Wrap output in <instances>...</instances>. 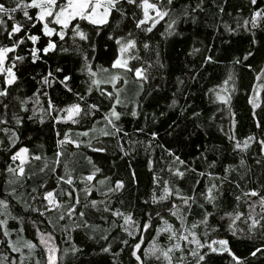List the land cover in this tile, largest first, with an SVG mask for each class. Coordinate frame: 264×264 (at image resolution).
Returning a JSON list of instances; mask_svg holds the SVG:
<instances>
[{"label":"trees","instance_id":"trees-1","mask_svg":"<svg viewBox=\"0 0 264 264\" xmlns=\"http://www.w3.org/2000/svg\"><path fill=\"white\" fill-rule=\"evenodd\" d=\"M198 3L200 0H175V10L171 17L166 19L181 17L182 22L179 23L177 32L167 38L162 37L160 33L164 32L165 22L161 21L154 33L150 34L152 50L141 49L140 56L143 61L154 62L155 50L158 49L160 63L164 67L161 69L154 64L149 69V80L139 95V86L129 75V83L121 93L129 109L117 107V111L124 113L115 121L121 129L120 132L115 133L110 125H106L104 114L108 112L110 104L100 97L98 92L93 91L87 96L86 102H80L61 85L54 84L50 88L42 89L47 91L48 96H40L39 105H35V119H25L23 125L17 129L21 144L29 147L30 153L41 156V159L30 160L25 166L24 177L16 179L5 171L9 162L8 153L0 151V199H4L6 192H11L14 188L20 201L18 203L17 200L7 197L10 204L8 211L11 213L7 227L12 232L14 241L23 244L25 240H31L37 245L30 254L27 248L23 249L26 253L24 264H36L37 260L40 264H45L46 261L45 251L39 243L32 221L37 222L42 232H50L55 237V243L60 249L58 264H113L114 259L119 261V264H128L127 248H124L123 252L120 251L123 245L113 243L111 252L101 251L113 241V237L122 233L119 227L112 225L115 218L103 212L105 204L99 202L105 201L110 208L132 212L137 220H143L149 211L168 206V202L164 205L150 203L151 195H159L165 187V182L173 192L179 189L184 196H195L196 202L190 201V207L176 200L175 195L169 198L179 204V211L185 216L187 225L202 220L205 212L211 213L208 216L207 237L203 235V226L197 230L202 242L216 237L227 239L232 252L246 259V264H264V253H258L256 257L249 255L255 247L261 246V239L264 237L260 235L259 227L255 234L249 233L248 224L244 223L250 211L245 201L257 202L252 214L256 219H260L262 212L258 200L259 196H264V153L260 151L259 145V141L264 139V87L260 94V107L254 109L252 102H249L252 101L258 83L257 76L264 74L261 71L264 69V25L254 30V36L252 32L242 28L235 32L226 31V25L236 28L238 18L249 16L248 0H204L201 8L193 12L192 9L196 8ZM125 7L129 19L121 25L120 34L128 32L132 27L131 9ZM220 7H223V12H220ZM258 7H264V0H258ZM184 12H187L186 16L182 15ZM253 39L255 44L252 43ZM248 51L253 55L244 60ZM20 54L24 55L25 52L21 51ZM111 56V47L108 50L100 47L96 65L107 67ZM209 56L211 60L206 62V57ZM237 59L240 63H235ZM49 65L53 71L57 67L64 69L63 73L57 75L60 78L63 75H71L73 92L85 94L87 77L80 73V59L74 53L50 54L47 64L37 62L33 65L26 62L18 66L19 79L17 84L10 88L9 96L0 97L2 104L9 105V120L12 113L18 111L16 97H31L35 100L33 93L41 87L40 75L48 71ZM226 80L227 85L224 84ZM224 85L229 86L227 104L215 96L216 91ZM49 97L56 108L81 103L83 111L75 118L77 122H56L47 112L41 113V108L47 109ZM173 99L177 104L169 107ZM135 102L139 104L138 116L132 117L130 109ZM92 103L97 104L99 110L92 115H85L88 104ZM2 104L0 116L4 115ZM27 107V115L30 116L33 102L30 101ZM193 113L199 115L194 117ZM41 115L43 124L39 122ZM52 115L56 113L53 112ZM60 115L65 116L66 113ZM9 127L15 125L10 123ZM85 131L88 132L87 136L78 135ZM103 131L114 134L105 136ZM65 132H68L70 139L79 143L80 147L68 143L58 149L56 141L64 139ZM153 132L156 133L155 138L152 137ZM229 136H234L235 140H230ZM248 137L254 139L249 142L246 150H234L236 140L243 143ZM0 140L4 142L0 147L7 149L8 140L3 132H0ZM100 146L107 150L93 151V147ZM58 150L62 155L56 165L53 161ZM176 157H179V160ZM241 159L245 161L243 167L240 166ZM213 164V167H209ZM228 166H234L236 171L228 173L227 179H223L224 170ZM95 168L101 171L95 173L94 180L81 182L82 178L93 173ZM177 170L183 172V176L175 175ZM200 173L204 175L201 176ZM66 174L73 177L74 186L80 190L75 194L79 196L80 203L76 205V212L71 217L67 215L66 208L74 201L60 195L61 190L67 191L69 186L61 182L57 187L58 177H66ZM105 177V183L100 184L99 181ZM118 180L124 184L122 189L114 193L109 192L107 196L102 195L114 187ZM87 183H91L93 188L91 195L86 197L83 189ZM212 184L220 186L218 191L214 190L217 196L215 207L205 202L201 195ZM237 184L240 187H237ZM33 188L38 190L37 193L32 192ZM46 190H55L56 199L65 205L57 211L45 213V217L51 219L52 224L36 212L25 211L23 206L26 203L43 211L46 202L42 200V196ZM249 190H256L259 196L244 197L243 193ZM33 195L37 197L35 201L32 200ZM237 196L241 197L240 201L236 200ZM93 199L98 201L95 209L90 206ZM145 201L149 203L146 204ZM81 211L85 212L83 218L79 216ZM236 211L245 214L237 221L243 229L238 237L232 236L229 231L231 221L225 215ZM61 214L65 215L64 220H58ZM12 217L23 218L22 233L17 231L21 224ZM85 221L89 227L83 226ZM153 222L156 223L155 216ZM170 222L179 227V221L175 217H172ZM76 225L81 227L75 228ZM64 229L68 231L65 232ZM104 235H107V240L101 238ZM152 235H155L154 231L146 234L143 247H148ZM159 243L165 244L166 237L161 236ZM73 245L78 249L75 253L71 251ZM182 246L187 248L183 242ZM65 249L68 251L65 252ZM0 252H6L3 244H0ZM114 252H120L119 257H114ZM180 255L179 252L174 253L173 264H177L176 258ZM146 264H163V261L151 258L146 260ZM183 264H195V258L186 252ZM203 264H231V257L226 253H209Z\"/></svg>","mask_w":264,"mask_h":264},{"label":"snow or ice","instance_id":"snow-or-ice-1","mask_svg":"<svg viewBox=\"0 0 264 264\" xmlns=\"http://www.w3.org/2000/svg\"><path fill=\"white\" fill-rule=\"evenodd\" d=\"M175 0H0V97L7 98L10 94V88L18 82L17 72L19 71V65H23L26 62H30L35 65L37 62L42 64L48 63L50 54L60 53H74L80 59V73L87 77L85 83L87 89L84 95L79 92H73V88L70 84L72 80L71 75H63L60 78L57 74L63 73L64 69L57 67L53 71L51 66H48V71L40 75L39 84L40 88H37L33 93L35 100L31 97L19 98L18 111L13 112L11 120L7 118V112L9 110L8 104H2L4 115L0 116V132H3L7 136L8 147L4 149L0 147V151H6L8 153L9 162L5 169L6 172L12 174L16 179L24 177L25 166L30 160H40L41 156L33 155L30 153V149L24 146L20 142V136L17 129L23 125L25 119L33 120L36 117L35 105H39L40 96H48L47 91L42 89L50 88L54 84H59L63 89L76 96L80 102H86L87 96H90L93 91L98 92L100 97L108 101L110 108L107 113L104 114V120L106 125H110L114 129L115 133L121 131L117 127L115 121L121 118L120 111H117V107H123L126 110L129 109V105L124 102L121 97L123 89L128 85V77L131 75L133 81L139 86V91H143L144 84L149 80V69L154 64L159 68H163L164 65L160 63L159 51L156 49L155 61H143L140 56V51H149L151 49V35L157 29V25L161 21L165 22L164 32L160 35L164 38L172 36L177 32L178 25L181 21L180 16L171 17L174 9ZM204 0H200V3L193 8L195 12L201 8ZM250 7V14L247 18H238L236 22V28L225 26L226 31L235 32L238 29H243L247 32H252L253 36L257 28L264 25V7H258V0H248ZM131 9V29L120 34L121 25L125 20L129 19L126 7ZM220 12H223V7H220ZM186 16L187 12L182 13ZM20 17V18H18ZM4 41H7L6 43ZM256 43L255 39L252 41ZM100 47H104L105 50L112 48V56L109 59L108 66L96 65L95 60ZM25 52L21 55L20 52ZM198 51V50H196ZM253 53L248 51L244 60H247ZM211 57H206V62L210 61ZM135 61V63H133ZM235 63H240L237 59ZM264 73V69L261 70ZM34 79L36 77H33ZM231 79V77H229ZM257 79H261L257 76ZM227 85L228 81H224ZM212 91V90H209ZM217 99L227 104L228 99L223 96H217ZM32 101L34 104L32 115H27L29 109L27 105ZM252 102L251 100L249 101ZM177 101L172 100V104L169 107L176 106ZM256 105H253L255 107ZM138 102L133 103L130 109V115L137 117ZM97 104H88V111L85 115H92L95 111H98ZM41 113L47 112L50 118L56 122L61 120L71 121L76 123L75 119L78 117L82 110L81 103H73L64 108H56L51 100L48 98L47 109H40ZM55 112L56 115H52ZM61 113H66L65 116H61ZM163 115V113L161 114ZM199 113H193V116H198ZM39 122L44 123L43 115H41ZM14 124L15 127H9ZM259 126V125H258ZM103 135L108 136L114 133L107 131L102 132ZM81 136H87L88 132L78 133ZM126 135V133H125ZM152 137H156V133H152ZM230 140H235L234 136H229ZM253 137L246 138L243 143L236 140L234 143V150L244 151L249 147V142ZM3 140H0V146L3 145ZM58 149L68 143H73L76 147H80L79 143L70 139L68 132L64 133V139L57 140ZM260 151L264 153V139L259 141ZM91 146V145H89ZM107 149L103 146L93 147V151L105 152ZM170 155L172 153H169ZM62 155L61 151H56L54 154L53 163L59 164V157ZM203 155V154H202ZM179 160V157H176ZM181 164L184 161H179ZM209 165V167H213ZM240 166H245L244 159L240 160ZM47 167V165H46ZM44 169H41L43 171ZM55 171V168L52 169ZM99 168H95L94 172L82 178L81 182H92L95 177V173L100 172ZM225 177L227 179L228 173L236 171L234 166H228L225 168ZM177 176H183V172L177 170L175 173ZM199 175H204L200 173ZM243 178V177H241ZM107 177L104 180H100V184H104ZM67 184L69 190H61L60 195L66 196L74 203L67 205L66 212L71 217L76 212V205L80 203L78 195H75L79 189L74 186L73 177L70 174L60 176L57 179V187L60 183ZM155 182V178H154ZM240 187L239 184L236 185ZM43 188L44 185H41ZM124 187L122 181H116L114 187L109 188L108 192L102 193L107 196L109 192L114 193ZM219 185L212 184L207 187L205 193H201L205 202L212 204L215 207V201L217 196L214 194V190H219ZM93 185L87 183L83 189L86 197L91 195ZM37 189L33 188L32 192L37 193ZM16 190L13 188L11 192H6L5 198L0 199V244H3L6 248V252H0V264H24L26 253L24 248L28 249V254L37 247L31 240H25L23 244H19L12 239V232L8 229V218L11 215L9 210V200L7 197H11L13 200H17ZM175 195L176 200L183 203L184 206L190 207V201L195 203V196H184L180 193L179 189L173 192L167 186L163 191L157 195L153 193L151 195L150 203L152 205L161 204L164 205L168 202L167 207H160L149 211L143 220H137L132 212H124L120 209L110 208L105 201L99 203L105 204L103 212L109 213L112 220V225L119 227L122 235L113 237V241L108 244L107 247L101 249L104 253H109L112 250L113 243L123 245L120 249L121 252L124 248L128 250L129 262L128 264H146V260L155 258L157 261H163V264H173V255L179 252L181 255L177 257V264H183L185 259V253L195 258V264H203L209 253L224 254L226 253L231 257V264H246V259L238 257L232 252L229 247V241L227 239H212L210 242L205 239L201 241L198 229L203 226V235L207 237L208 230V216L211 213L205 212L204 218L200 221H195L191 225L186 224V218L179 211V204L171 201L169 198ZM244 197H257L259 193L256 190H249L243 193ZM37 197L32 196V200L35 201ZM42 200L44 204V210L31 207L26 203L23 205L25 211L31 210L36 212L39 216L45 217V213L57 211L62 207H65L60 201L56 199L55 190H46L43 193ZM237 201L241 200L240 196L236 197ZM149 203V201H145ZM248 204L249 213L244 220V223L248 224V232L255 234L259 227L260 235L264 237V196H259L258 204L261 208L260 219H256L252 214L255 210L257 202L245 201ZM98 201L93 199L90 201L92 208H97ZM87 207V205H86ZM230 219L229 231L232 236L238 237L239 233L243 231L237 227L236 222L241 219L245 214L236 211L235 213H225ZM79 216L83 218L85 212H79ZM156 223L154 224L153 220ZM175 217L179 221V227L174 226L170 222V219ZM16 219L21 227L17 230L22 233L24 231L23 218L12 217ZM49 224H52L51 219H48ZM65 215L58 216V220H64ZM102 219H105L102 217ZM122 221V222H121ZM250 221V223H249ZM106 222V221H105ZM35 227V232L39 239V243L44 246L46 261L45 264H58V252L59 246L55 243V237L50 232H42L36 221H32ZM84 227H89L87 221H85ZM81 225H76L75 228H79ZM75 230V229H73ZM65 232L68 229H64ZM154 231L155 235L151 236V240L148 243V247H143L146 242V234H151ZM161 236L166 237V243L161 245L159 238ZM107 240V235L101 237ZM251 239V236L249 237ZM183 245L187 246L185 248ZM207 249V251L201 252V249ZM68 249H65L67 252ZM71 251L75 253L78 249L73 245ZM258 253H264V239H261V246L255 247L253 251L249 253L251 257H256ZM12 254H17L13 256ZM114 257H119L120 252L112 253ZM36 264H40L39 260ZM113 264H119V261H113Z\"/></svg>","mask_w":264,"mask_h":264},{"label":"rangeland","instance_id":"rangeland-1","mask_svg":"<svg viewBox=\"0 0 264 264\" xmlns=\"http://www.w3.org/2000/svg\"><path fill=\"white\" fill-rule=\"evenodd\" d=\"M263 75L264 74H261V79L258 80V83L255 87V90H254V93L252 95V106L253 105H256L255 107H253L254 109L260 107V103H261V97H260V94H261V91L264 87V78H263ZM229 86H223V87H220L219 90L216 91L215 93V96H223L225 98H228V92H229ZM262 140V139H261ZM233 227H237L239 229H242V226L241 225H238V223L236 222V225H234ZM243 230V229H242ZM215 239H219V238H215ZM212 240V239H211ZM210 240V241H211ZM209 241V242H210ZM44 249V246L41 245ZM45 251V250H44ZM46 255V254H45ZM58 255V254H57Z\"/></svg>","mask_w":264,"mask_h":264}]
</instances>
